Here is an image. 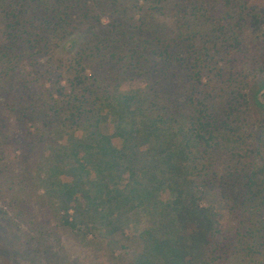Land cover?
I'll list each match as a JSON object with an SVG mask.
<instances>
[{"label": "trees", "instance_id": "trees-1", "mask_svg": "<svg viewBox=\"0 0 264 264\" xmlns=\"http://www.w3.org/2000/svg\"><path fill=\"white\" fill-rule=\"evenodd\" d=\"M263 31L252 0H0V220L41 229L17 264H52L34 256L52 253L53 220L125 236L141 214L152 226L132 264H264V132L246 84L264 74ZM214 189L227 211L204 206Z\"/></svg>", "mask_w": 264, "mask_h": 264}, {"label": "rangeland", "instance_id": "rangeland-1", "mask_svg": "<svg viewBox=\"0 0 264 264\" xmlns=\"http://www.w3.org/2000/svg\"><path fill=\"white\" fill-rule=\"evenodd\" d=\"M252 4L264 7V0H252ZM103 22L107 24L108 20L105 19ZM161 22L169 30L175 28V23L171 18L164 17L161 19ZM83 40L84 35L77 34L61 41L54 47V51L50 57L52 65H67L78 51ZM246 84L251 104V116H249L248 123H252L255 130L258 131L260 129V132H264V74L259 71H252L248 75ZM11 122L14 123V119H11ZM37 126L29 125L32 133L36 132ZM117 145L120 146V143H117ZM5 157L12 173H14L13 179L16 180V177L23 178L24 158L21 153L14 152L9 148L5 152ZM6 177L8 179L9 175ZM9 178L12 179V177ZM7 179H0V208L8 205L1 190ZM41 181L36 180V183L41 184ZM207 193L209 194L210 201L204 203V206L212 205L218 208V210H228L222 202L219 190L214 189ZM44 194L45 189L43 188L39 195ZM12 221L13 223H4L0 220V264H17V251L22 248L20 247V243H23L26 239L24 235L37 238L40 235L41 229L39 226L26 224L15 218ZM151 226L150 218L146 214H141L139 216V223L136 226L137 229L134 227L127 229L125 236H109L102 232L97 236L90 235L87 238H83L82 235L73 232L69 227L59 225L57 221L53 220L51 228L49 229L48 226L47 231H43L45 235L49 232L48 243L52 245V253L48 255L44 248H41L34 258L38 261L39 257L43 259L47 257L52 260V264H132L134 258L143 250L140 234ZM233 231V224L228 218L223 232L225 235L231 236ZM57 239H59V242ZM35 247L37 248L36 244L29 246L30 249L34 250L36 249ZM31 260L33 259L26 258L24 261L27 264L31 263ZM232 264H239V261L233 259Z\"/></svg>", "mask_w": 264, "mask_h": 264}]
</instances>
